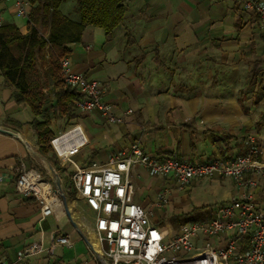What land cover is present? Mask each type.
<instances>
[{
    "label": "crops",
    "instance_id": "obj_1",
    "mask_svg": "<svg viewBox=\"0 0 264 264\" xmlns=\"http://www.w3.org/2000/svg\"><path fill=\"white\" fill-rule=\"evenodd\" d=\"M122 2L126 15L113 33L107 36L105 31L99 33V27L87 26L82 39L68 45V57L74 71L104 86V100L116 114L123 115L129 108L134 112L126 115L125 122L114 123L98 110L76 106L78 117L69 123L83 128L88 144L75 159L80 164L107 163L114 154L130 149L134 141H140L150 155L193 162L245 154L247 136L258 138V118L264 110V96L258 93L264 66V31L258 13L239 0ZM0 5L4 17L5 13L16 14L12 6ZM60 10L80 19L76 0H65ZM20 28L26 33L28 23ZM46 79L53 91V81ZM13 92L0 72V125L19 132L28 145L0 133V258L16 264H110L96 233V214L72 182L68 187L63 184L68 210L62 204L50 215L41 212L34 196L17 191L15 168L31 163L30 158L38 161L31 151H38V143L29 124L32 119L23 114L25 106L15 102ZM43 166L47 169L45 162ZM130 177L134 200L144 208L159 207L162 213L153 223H161L169 205L159 206V196L175 192L180 184L170 176H152L141 165L131 169ZM194 179H202L198 185L207 184L218 197L197 207L201 220L214 217L219 204L246 191L257 203L264 201V179L249 188L222 175ZM144 181L161 191L156 199L138 186ZM71 188L74 193L69 195ZM197 208L184 212L182 224L196 220L188 215ZM161 228L168 236L166 227ZM57 234L69 235L71 244L51 249ZM33 241L43 243L45 250L17 261L18 251Z\"/></svg>",
    "mask_w": 264,
    "mask_h": 264
},
{
    "label": "built area",
    "instance_id": "obj_2",
    "mask_svg": "<svg viewBox=\"0 0 264 264\" xmlns=\"http://www.w3.org/2000/svg\"><path fill=\"white\" fill-rule=\"evenodd\" d=\"M4 1L11 0H0ZM12 1L14 12L28 20L32 1ZM239 1L258 13L264 31V0ZM4 23V8L0 5V28ZM60 66L63 80L82 95L76 102L79 109L98 110L114 123L125 122L126 115L134 112L129 108L123 115L116 114L113 105L104 100V86L74 71L68 56L61 58ZM247 143L245 154L232 159L193 162L150 155L140 141H134L130 149L114 154L107 163L91 160L80 164L75 156L88 144V137L78 123L59 131L50 141L60 165L71 167L73 188L96 214V233L107 245L103 253L110 264H264V201L257 203L251 192L219 204L215 216L208 220L185 222L169 239L134 200L135 186L130 177L131 169L141 165L152 176L173 177L180 186L188 185L194 178L222 175L234 178L241 187H253L264 179V161L260 159L262 151L254 134L247 136ZM15 170L17 191L34 196L44 215L56 213L62 202L51 179L24 162ZM168 201L166 195H161L158 205ZM59 244L70 245V236L57 234L51 249ZM43 250V243L33 241L18 251L17 261ZM0 264L16 262L7 263L0 258Z\"/></svg>",
    "mask_w": 264,
    "mask_h": 264
},
{
    "label": "trees",
    "instance_id": "obj_3",
    "mask_svg": "<svg viewBox=\"0 0 264 264\" xmlns=\"http://www.w3.org/2000/svg\"><path fill=\"white\" fill-rule=\"evenodd\" d=\"M31 1L26 33L14 22H6L0 28V72L14 88L15 102L29 106L34 114L29 124L36 134L38 151L71 182L70 172L60 165L50 144L56 133L49 111L56 108L70 122L78 117L76 102L82 95L63 80L60 60L69 55V44L82 39L87 26L102 28L110 36L124 20L126 6L122 0H76L80 19L74 20L60 10L65 0ZM44 76L53 81L54 99L50 102L46 101Z\"/></svg>",
    "mask_w": 264,
    "mask_h": 264
},
{
    "label": "rangeland",
    "instance_id": "obj_4",
    "mask_svg": "<svg viewBox=\"0 0 264 264\" xmlns=\"http://www.w3.org/2000/svg\"><path fill=\"white\" fill-rule=\"evenodd\" d=\"M5 5L13 6V1H4ZM5 19H11L15 23H17L20 27H25L28 23L27 18L23 16H19L18 14L10 15L9 13H5ZM43 28H40L41 31ZM98 31L99 33L104 34V30L99 28ZM264 65V62H263ZM262 72H264V66L261 68ZM258 80H260V88L258 89V93L261 95V97L264 96V75L262 73L258 77ZM44 81V89L46 93V97L48 102L52 101L54 99V95L52 92V88L50 87V84H48V81L46 77H43ZM261 105L264 107V101L261 103ZM24 109V110H23ZM23 114L27 115L29 118L33 119L34 114L32 113L31 109L29 106H25V108H22ZM50 117H51V127L54 130L55 133H59V131L64 130V128L68 127L71 125L69 123V120L62 116L56 108H51L50 111ZM256 136V135H255ZM258 146L262 151V154L260 155V159L264 161V110L260 117L258 118V138L256 136ZM31 145V144H30ZM53 154V152H51ZM31 163H28V166L30 167H35L39 168L44 175H46L48 178L50 177L48 174L47 169L43 166L44 162L42 159L36 157L38 161H35L34 158H30ZM62 175V174H61ZM63 184L64 186L68 187L71 182H69L68 176H63ZM204 178L203 180H207L206 178L210 177H201ZM143 179L141 180V182ZM202 181V179H193L188 186H176L175 187V192L167 194L166 197L169 200V203L167 202L166 204L169 205L168 208V216L167 218H163L161 223L158 224V226H165L166 230H168V238L171 239L173 234L179 230V227L182 226V222L186 219V214H184L185 211H188V209L194 210L195 208L199 206H203V204L208 203L213 201L215 198H218L215 196L216 194L211 191V188L205 183H201L198 185V182ZM197 185L195 188L192 186ZM138 186L141 187V190L143 192H147L148 195H150L151 199H156L161 194V191H159L157 188H150L148 185V182L144 181L143 184H139ZM179 187V188H178ZM185 187V188H182ZM174 188V187H173ZM164 190V187H163ZM69 195L74 193L73 188L68 190ZM67 194V193H66ZM160 197V196H159ZM170 197V198H169ZM171 199V201H170ZM201 204V205H200ZM148 212L149 220L151 222H156L157 219L160 218L161 215V210L159 207H153V208H145ZM200 208H197L195 213L192 215V210L191 214L188 215L189 218H194V219H200V213L197 212V210ZM165 212V211H164ZM163 230V229H162ZM105 247H107L106 244H104Z\"/></svg>",
    "mask_w": 264,
    "mask_h": 264
},
{
    "label": "water",
    "instance_id": "obj_5",
    "mask_svg": "<svg viewBox=\"0 0 264 264\" xmlns=\"http://www.w3.org/2000/svg\"><path fill=\"white\" fill-rule=\"evenodd\" d=\"M0 133L15 136L27 145L26 141L21 136V134L19 132L15 131L14 129L10 128V127L0 125ZM31 151H32L33 155L44 160L46 167L48 169L50 179L53 182V184L55 185V188L57 189V191L59 193V198H60L62 204L66 207V210H68L67 204H66V193H65V190L63 188V180H62L60 173L57 171L55 166L44 155H42L38 151H34V150H31ZM74 224H76L75 221H74ZM103 264H107V263L104 261Z\"/></svg>",
    "mask_w": 264,
    "mask_h": 264
},
{
    "label": "bare ground",
    "instance_id": "obj_6",
    "mask_svg": "<svg viewBox=\"0 0 264 264\" xmlns=\"http://www.w3.org/2000/svg\"><path fill=\"white\" fill-rule=\"evenodd\" d=\"M95 244V243H94Z\"/></svg>",
    "mask_w": 264,
    "mask_h": 264
}]
</instances>
